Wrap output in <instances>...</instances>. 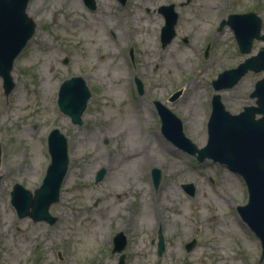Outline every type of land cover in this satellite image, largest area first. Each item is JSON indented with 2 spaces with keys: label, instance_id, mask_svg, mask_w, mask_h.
<instances>
[{
  "label": "rangeland",
  "instance_id": "obj_1",
  "mask_svg": "<svg viewBox=\"0 0 264 264\" xmlns=\"http://www.w3.org/2000/svg\"><path fill=\"white\" fill-rule=\"evenodd\" d=\"M94 2L91 9L83 0H29L26 11L36 28L14 60L15 85L8 95L0 77V264H117L120 253L122 264H264L260 239L238 212L248 198L243 178L168 140L154 104L158 100L175 113L198 148L207 142L213 94H220L231 113L254 104L250 92L263 71H248L221 90L212 82L263 45L254 39L250 51L241 52L232 28H219L221 20L254 11L264 32V0ZM170 3L177 13L175 36L162 47L159 8ZM73 75L82 76L91 91L81 124L57 105L61 82ZM53 128L67 137L69 156L59 199L49 206L55 220L18 217L10 201L12 185L31 191L40 185ZM156 137L161 144L154 143ZM155 146L163 150L152 156ZM145 161L154 163L148 167ZM154 167L161 172L157 187ZM101 168L104 176L96 181ZM183 183H192L194 193ZM120 231L126 245L112 252ZM193 238L196 243L187 250Z\"/></svg>",
  "mask_w": 264,
  "mask_h": 264
},
{
  "label": "water",
  "instance_id": "obj_2",
  "mask_svg": "<svg viewBox=\"0 0 264 264\" xmlns=\"http://www.w3.org/2000/svg\"><path fill=\"white\" fill-rule=\"evenodd\" d=\"M90 7H95L94 0H84ZM125 4L126 0H119ZM29 0H0V77L5 95H8L15 83L11 69L15 58L21 52L28 40L34 34L36 22L28 15L26 9ZM159 10L165 17L161 28L160 40L162 46L167 45L175 35L174 25L177 13L174 5H161ZM228 24L234 32L239 50L248 53L254 39L263 41L256 54L246 57L237 66L221 72L213 87L216 90L234 86L247 71H264V32H261V17L254 11L231 13L221 21L220 27ZM139 93L143 92L142 81L135 77ZM179 91L170 96L173 100ZM91 91L82 76H71L62 81L57 103L59 109L68 115L75 124L82 123V113L86 108ZM250 96L255 98V104L245 105L238 113H231L225 108L220 94L212 96V108L207 122V143L198 148L188 138L182 129V121L168 107L155 100L161 119V130L164 136L176 146L190 154L197 153V159L202 161L211 158L226 164L231 170L240 174L247 186L246 203L238 206V211L251 230L259 237L264 254V74L255 81ZM50 163L38 187L33 191L15 182L10 191V200L18 217L29 216L34 221L45 220L52 223L55 217L49 212V206L59 199L60 188L69 165L67 137L58 129L50 130L48 137ZM1 162V147H0ZM105 169L101 168L95 175V180L103 178ZM152 181L155 187L161 180L158 168L151 169ZM182 187L188 194L194 193L192 183H183ZM157 253L164 250L161 230H158ZM126 236L120 231L114 235V252H121L126 245ZM196 240L193 238L185 244L191 249ZM262 258V257H261ZM124 254L120 253L117 264H122Z\"/></svg>",
  "mask_w": 264,
  "mask_h": 264
},
{
  "label": "bare ground",
  "instance_id": "obj_3",
  "mask_svg": "<svg viewBox=\"0 0 264 264\" xmlns=\"http://www.w3.org/2000/svg\"><path fill=\"white\" fill-rule=\"evenodd\" d=\"M209 8V7H208ZM108 30H110L111 28L109 27V28H107ZM154 28H152V30H151V34H152V32L154 31L153 30ZM152 132V131H151ZM153 136H156V133H154V132H152L151 133ZM145 139H147V138H145ZM160 143L161 144V141H160V138L159 137H156V139L154 140V143ZM156 147V146H155ZM155 147H153L154 148V153H153V155L152 156H156V153H161V151L163 150L162 148H155ZM141 153V159H144L145 160V155L148 153L147 152V150L145 149V148H143L142 149V151L140 152ZM146 162V161H145ZM149 161H147L145 164H147V166L149 167V166H151L153 163H154V161H150V163H148ZM71 175H72V173L74 172V170L73 169H71ZM166 205H168L169 206V208H171V204H166ZM157 206H159L158 204H156V203H154L153 204V206H151L152 207V209L154 208V210H153V215H155V214H157L158 213V211H155L156 210V207ZM163 206H165V204H162V207ZM172 211H174V212H177V213H181L180 211H178L177 209H174V208H172ZM163 212V211H162ZM229 222H233V220L232 219H229ZM97 223V222H96ZM98 224V223H97ZM239 224V222H238V220H237V218H236V225H238ZM95 227H99V226H95ZM228 227H234V226H232V225H228ZM89 233L90 234H92V229H90V231H89Z\"/></svg>",
  "mask_w": 264,
  "mask_h": 264
},
{
  "label": "flooded vegetation",
  "instance_id": "obj_4",
  "mask_svg": "<svg viewBox=\"0 0 264 264\" xmlns=\"http://www.w3.org/2000/svg\"><path fill=\"white\" fill-rule=\"evenodd\" d=\"M112 252H114V251H112Z\"/></svg>",
  "mask_w": 264,
  "mask_h": 264
}]
</instances>
